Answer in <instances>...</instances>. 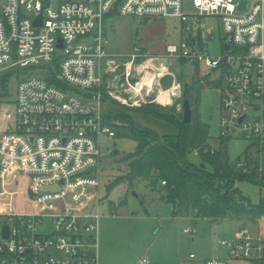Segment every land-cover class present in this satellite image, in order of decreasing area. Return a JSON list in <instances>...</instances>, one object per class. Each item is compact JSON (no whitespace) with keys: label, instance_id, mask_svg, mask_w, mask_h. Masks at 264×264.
Returning a JSON list of instances; mask_svg holds the SVG:
<instances>
[{"label":"built area","instance_id":"obj_1","mask_svg":"<svg viewBox=\"0 0 264 264\" xmlns=\"http://www.w3.org/2000/svg\"><path fill=\"white\" fill-rule=\"evenodd\" d=\"M192 2L196 13L189 15L184 0H0V81L10 71L35 68L58 84L39 73L25 77L14 106L8 99L0 104V264H99V141L115 137L104 96L132 108L182 100L180 82L161 88L172 76L171 62L197 64L201 76L221 82L218 142L251 143L252 153L235 170L255 176L264 189V0ZM113 13L147 22L177 18L186 33L191 16L215 19L222 53L205 54L198 37H190L158 56L136 50L119 60L108 51L104 27ZM213 39L211 26L206 40ZM106 75L111 81L103 92ZM215 151L208 142L193 155ZM254 227L242 225L220 240L227 259L200 261L190 253L183 264H264V219ZM136 264L150 260L142 256Z\"/></svg>","mask_w":264,"mask_h":264},{"label":"rangeland","instance_id":"obj_2","mask_svg":"<svg viewBox=\"0 0 264 264\" xmlns=\"http://www.w3.org/2000/svg\"><path fill=\"white\" fill-rule=\"evenodd\" d=\"M237 1V0H235ZM184 10L187 14L196 13L192 0H184ZM143 20L132 17H122L110 14L104 20V27L109 39L108 51L119 60H127L139 48L144 32L152 39L149 49L162 52L168 45H180L191 38L198 37L202 32L204 53L219 56L222 53V32L215 19L190 17L188 26L191 31L186 33L184 24L177 18H166L144 29ZM213 27V40H206V30ZM146 30V31H145ZM59 55V53H57ZM158 56V55H155ZM123 67L120 68L122 71ZM172 76L161 82V88L170 89L174 82H180L183 89L182 100H177L166 107L182 112L184 92H189L196 81L204 78L196 65L186 62H171L168 64ZM10 71L9 95L7 102L14 106L13 100L18 83V76ZM45 74L44 72H40ZM200 73V74H199ZM200 75V76H199ZM111 81L106 75L104 87ZM154 96L150 97V100ZM119 103V102H117ZM116 106L121 112L125 106ZM131 108V107H130ZM112 110L108 102L104 105V113L108 125L123 124L122 120L107 117ZM114 116V115H113ZM200 116L203 123L209 127V142L217 150L220 149L219 125L221 117L220 88L205 89L200 95ZM109 118L112 121H109ZM146 128L156 129L161 134L166 129L156 125ZM227 155L235 165L252 148L251 143L241 139L225 140ZM101 149V214L99 223V264H136L139 257L145 256L150 264H183L190 253L197 255L200 261L207 259H227V250L220 240L232 238L235 230L244 223L241 221L224 220L220 223H210L208 220L196 219L194 216L173 217L171 206L162 200L163 192L159 187L153 190L149 182L135 180L133 184L126 181L128 172L126 157L137 150V143L132 139H116L102 137L99 141ZM195 163L198 157L192 156ZM113 187L112 190H108ZM237 189L253 204H258L264 197V189L248 181H240ZM135 193L136 195H134ZM5 204H13L12 199L4 198ZM253 230L254 224L247 223ZM256 225V224H255ZM46 225L39 232H46ZM188 230L190 233L185 234Z\"/></svg>","mask_w":264,"mask_h":264},{"label":"trees","instance_id":"obj_3","mask_svg":"<svg viewBox=\"0 0 264 264\" xmlns=\"http://www.w3.org/2000/svg\"><path fill=\"white\" fill-rule=\"evenodd\" d=\"M201 36L202 32L199 31L198 41L202 49ZM40 72L28 68L17 69L14 73L20 81ZM10 75L7 73L1 78L0 104L11 97ZM44 75L50 84L58 85L52 74ZM220 85V81H210L209 78L194 83L189 91L193 112L192 123L189 125L184 124L182 112L154 103L140 108L122 106L126 112H121L116 109L120 104L105 94L104 102H108L112 108L107 117H115L123 122L111 127L115 133L114 138L132 139L138 145L137 150L126 157L128 172L124 179L130 184L135 180L147 181L153 190L159 187L164 195L161 198L171 206L173 217L194 216L214 224L231 220L241 221L243 225H255L264 219V197L258 204H253L239 192L236 184L240 181L258 186L259 183L255 176H247L235 170V165L227 155L226 141L221 140L220 149L214 153L201 152L199 163L192 160L194 151L209 142L210 129L200 116V95L203 90L219 88ZM102 91L105 92L104 86ZM187 93L185 90L184 97ZM109 121L112 120L109 118ZM151 124L167 132L161 134L156 129L145 127ZM112 189L110 187L108 190Z\"/></svg>","mask_w":264,"mask_h":264},{"label":"water","instance_id":"obj_4","mask_svg":"<svg viewBox=\"0 0 264 264\" xmlns=\"http://www.w3.org/2000/svg\"><path fill=\"white\" fill-rule=\"evenodd\" d=\"M41 20L42 17H40V20L36 23V25H41ZM61 47V45H60ZM119 81H117L116 83L118 84ZM182 114H183V122L184 124H191L192 123V116H193V112H192V106H191V93L188 92L187 95L184 97L183 99V103H182ZM202 167H204L202 165ZM134 195H136L135 193H133ZM5 237H8V228H5Z\"/></svg>","mask_w":264,"mask_h":264},{"label":"crops","instance_id":"obj_5","mask_svg":"<svg viewBox=\"0 0 264 264\" xmlns=\"http://www.w3.org/2000/svg\"><path fill=\"white\" fill-rule=\"evenodd\" d=\"M143 22H144L143 24H144V29H145V28L148 27V25H150V24H155L157 21H154V22H145V21H143ZM145 31H146V30H145ZM144 34H145V38L143 37V38L141 39V44H140L139 48L136 49V50L146 51V52L151 53L152 55H161V54H163V52H164V50H165V47L163 48V50H162L161 53L149 49L148 46L152 44V39H150V38H149V39H146L147 36H149L147 32H144ZM247 153H249V152H247ZM247 153H246V154H247Z\"/></svg>","mask_w":264,"mask_h":264}]
</instances>
